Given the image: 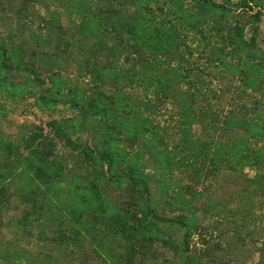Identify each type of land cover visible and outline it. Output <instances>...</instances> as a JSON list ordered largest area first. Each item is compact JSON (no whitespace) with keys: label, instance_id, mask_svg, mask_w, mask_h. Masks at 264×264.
Wrapping results in <instances>:
<instances>
[{"label":"trees","instance_id":"1","mask_svg":"<svg viewBox=\"0 0 264 264\" xmlns=\"http://www.w3.org/2000/svg\"><path fill=\"white\" fill-rule=\"evenodd\" d=\"M55 1L63 16L78 18L73 20L72 47L88 46L93 58L102 50L109 54L128 50L140 60L126 66L109 59L112 64L92 67L80 61V66L86 65L103 81L104 87L89 92L69 84L60 73L41 78L29 62L35 54L24 51L23 55L20 48L0 38V92L13 100L34 95L42 110H55L59 104L75 110L72 117L52 121L56 132L87 161L107 167L101 180L62 174L55 163L25 155L23 146L7 139L0 126V193L13 186L21 201L33 205L32 212L16 223L24 225L31 215L59 221V226H70L113 260L111 242L102 244L92 234L88 239L91 228L103 223L119 243L172 244L182 252L183 264H193L189 240L204 194L184 181H174L181 171L199 173L200 166L215 175L226 171L245 175L244 201L254 203L257 196L264 213V111L257 117L233 115L231 137L206 141L194 135V126H214L218 119L209 117V106L199 99L203 91L192 87L194 67L204 58L223 77L253 91L264 89L260 26L264 0H105L108 8L100 14L94 1L89 5L82 0ZM250 21L254 26L248 27ZM20 73L26 78L15 80ZM123 81L179 104V137L174 146L120 90ZM108 83L113 84L112 90L106 88ZM81 132L86 140L79 138ZM93 133L99 135L98 142H91ZM246 169L254 171V176L247 175ZM109 182L133 190L138 210L129 212L104 194L102 185ZM6 208L0 195V211ZM165 208L172 214H164L161 209Z\"/></svg>","mask_w":264,"mask_h":264},{"label":"rangeland","instance_id":"2","mask_svg":"<svg viewBox=\"0 0 264 264\" xmlns=\"http://www.w3.org/2000/svg\"><path fill=\"white\" fill-rule=\"evenodd\" d=\"M82 1L87 5L94 1L99 14L108 8L105 0ZM262 12L260 26L264 47V8ZM62 13L55 0H0V38L20 48L23 55L24 51L35 54L29 62L39 71L41 78L48 79L60 73L68 78L69 84L84 87L89 92L104 87L103 81L86 65L80 66V61L89 62L92 67L110 63V60L131 66L129 64L140 60L128 50H119L115 54L102 50L93 58L88 46L82 49L72 47L74 21L78 22V18H68ZM50 24L53 28L48 30ZM249 24L248 27L254 26L251 21ZM194 68L192 87L203 91L199 99L203 105L209 106V117L218 119L214 126L195 125L193 133L198 138L206 141L218 140L221 135L229 138L234 134L229 124L233 115L257 117L264 111V89L253 91L236 79L223 77L217 68L206 65L204 58H200ZM14 78L19 81L26 77L20 73ZM112 86L108 83L106 88L112 90ZM45 87L47 84L38 88ZM119 87L162 130L167 143L174 146L179 137V104L171 97L155 94L128 81L120 82ZM75 114V110L62 104L55 110H42L34 95L13 100L0 92V126L7 139L23 146L25 155L33 154L41 162L55 163L62 174L88 175L91 179L101 180L107 167L95 166L81 152L72 150L52 124L55 119ZM98 137L93 133L91 142H98ZM79 138L86 140L88 137L81 132ZM245 173L251 177L255 174L250 169ZM177 174L178 180L174 182L184 181L191 189L197 188L204 194L199 200L197 225L189 240L190 251L195 257L193 264H264V213L257 196L254 203L244 201L245 175L231 171L215 175L205 166H200L199 173L181 171ZM6 188L0 193L7 206L0 211V264H162L165 261L167 264H183L182 252L177 246L142 240L119 243L103 223L91 228L88 239L92 234L98 236L102 244L111 242L108 248L114 255L113 260L84 240L80 233L72 232L70 226H59V221L31 215L24 225L17 224L18 218L32 212L33 205L21 201L13 186ZM102 190L118 206L129 212L138 210L133 190L113 182L102 185ZM161 211L172 214L167 208Z\"/></svg>","mask_w":264,"mask_h":264}]
</instances>
